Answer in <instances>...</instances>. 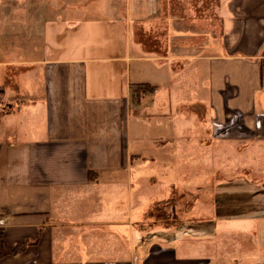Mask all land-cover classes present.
Masks as SVG:
<instances>
[{
    "label": "crops",
    "instance_id": "obj_1",
    "mask_svg": "<svg viewBox=\"0 0 264 264\" xmlns=\"http://www.w3.org/2000/svg\"><path fill=\"white\" fill-rule=\"evenodd\" d=\"M124 2L119 19L58 32L42 58H0V264H239L238 188L216 169L202 209L176 175L210 173L214 140L239 151L264 140V0L210 1L202 22L192 0ZM139 85L156 92L146 110ZM23 95L35 100H14ZM193 117L211 137H190ZM151 118L170 133L146 140ZM153 169L161 176L146 177ZM152 187L166 196L150 198Z\"/></svg>",
    "mask_w": 264,
    "mask_h": 264
},
{
    "label": "rangeland",
    "instance_id": "obj_2",
    "mask_svg": "<svg viewBox=\"0 0 264 264\" xmlns=\"http://www.w3.org/2000/svg\"><path fill=\"white\" fill-rule=\"evenodd\" d=\"M14 1L18 5V11L12 17L8 15L9 2L7 0H3L0 6V32L3 35L0 41V58H4L7 55L10 59L14 58V50L18 49L19 53L17 56L26 59L30 58V61L42 58L46 43L52 46L58 45L56 34L58 32L63 34L67 31H70V33L74 32L76 22L82 21L83 18L98 20L121 18L123 16L121 8L125 3L124 0ZM149 1L152 4L153 0ZM210 1L213 6L217 0H192V3L196 5L195 12L191 15L195 22H202L206 16H209L208 7L206 6ZM146 16L154 17L155 14L149 13ZM28 24H30V39L27 37ZM10 33H14V35L10 36ZM10 38L12 39L10 40ZM60 40V43H64L73 39L64 36ZM12 50L13 53L11 52ZM9 52L11 53L9 54ZM162 88L158 86L157 90L162 91ZM155 94L156 92L146 94L142 103L144 110L152 105V96ZM164 96L168 98L167 95ZM166 101L168 103L169 99H166ZM176 115L174 114L172 125L177 127L179 122ZM188 123L192 125V129H189L191 130L190 137H211L210 135L207 136L205 133L206 128L199 125L195 117L190 118ZM143 127L146 140L157 138V135L161 134L162 131L170 133L168 129L166 131L161 128L158 129L154 118H151L150 121L146 119ZM222 149L225 155L221 159L214 157ZM145 150L143 152H146L147 158L152 155L158 160L160 159L157 157L159 149L155 145H150ZM198 150V146L195 144L186 146L183 152L184 154L189 152V155L194 154L197 156ZM205 155L209 157L206 160L210 162L212 167L210 173L201 175L186 173L183 176V172L188 169L189 165H186L185 168L180 166V168H177V172H180L176 175L178 179L180 178L179 191L183 193L184 190L182 189L190 190L188 192L190 195L187 196L189 200L193 194L199 195L202 199V201L198 202L199 206L204 205L201 207L202 209L209 208L210 200L212 201L214 196L213 190L209 185L218 182L220 175L214 173V171L219 169L222 172L221 176H224L230 184L232 183L238 188V193L237 190L236 192L231 191L230 196L240 199V203L243 204L241 207L242 211L237 213L240 215V219H237L238 222H236L239 228L238 235L235 239H231L241 248V253L235 261L239 264H264V140H254L251 145L244 147L241 151L238 150V142L214 140L211 146L206 149ZM184 160L187 161L188 159L184 157ZM147 171L146 177L161 176L158 170ZM204 182L205 186L203 189L193 190ZM215 194L218 197L217 199H219L220 193L218 189ZM148 196L157 198L164 197L166 194L165 191L152 187L148 191ZM204 210L207 213V210Z\"/></svg>",
    "mask_w": 264,
    "mask_h": 264
},
{
    "label": "trees",
    "instance_id": "obj_3",
    "mask_svg": "<svg viewBox=\"0 0 264 264\" xmlns=\"http://www.w3.org/2000/svg\"><path fill=\"white\" fill-rule=\"evenodd\" d=\"M261 81H262V88L264 89V59L261 61ZM133 91L135 93H137L138 95H140L141 93H149V92H153L154 91V88L149 86V85H139V86H136V87H133ZM19 99H22L24 100L25 102H28V101H33L35 100L34 98L32 97H29L28 95H23V96H18L16 97L14 100H19ZM98 177V174L95 173V172H92L90 173L89 175V180L90 181H96ZM25 246H16L13 253H17V252H20L24 249ZM6 255V254H4Z\"/></svg>",
    "mask_w": 264,
    "mask_h": 264
}]
</instances>
